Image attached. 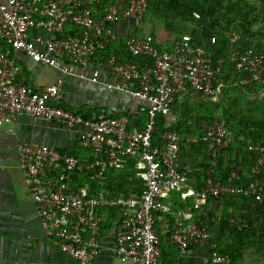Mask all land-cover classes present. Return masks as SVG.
Here are the masks:
<instances>
[{
	"label": "built area",
	"instance_id": "obj_1",
	"mask_svg": "<svg viewBox=\"0 0 264 264\" xmlns=\"http://www.w3.org/2000/svg\"><path fill=\"white\" fill-rule=\"evenodd\" d=\"M147 7L148 0H0V40L12 51L0 50V127L28 115L74 131L78 147L86 153L70 156L39 143L17 147L18 168L47 240L74 264H94L109 230L115 257L133 264H157L159 216H172L169 241L184 253L210 240L208 215L202 210L208 200L231 194L264 201V144L247 147L251 168L246 183L233 170L227 183L208 175L196 191L180 165L181 143L202 144L205 154L216 158L231 142L225 122L202 123L199 137L171 130L154 135L159 118H167L179 98L222 94L225 63L241 75V86L264 87V52L240 51L234 33L226 60L214 63L211 54L195 51L189 35L166 44L151 34L122 37L116 33L117 24H141ZM192 17L200 18L196 12ZM119 40L130 56L149 58L152 66L140 70L115 57L91 62L96 53ZM210 43L216 39L210 38ZM18 56L68 75H72L69 66L78 67L79 79L126 94L137 107L132 114L101 112L83 119L60 106L59 84H22ZM129 163L131 177L142 190L115 194L107 177L129 168ZM188 199L192 206L173 210L177 200L185 204ZM193 211H199L205 221H199ZM109 214L114 215L113 223L104 230ZM242 214L229 221L238 230L247 227L246 212ZM207 264H230V260L213 246Z\"/></svg>",
	"mask_w": 264,
	"mask_h": 264
},
{
	"label": "trees",
	"instance_id": "obj_2",
	"mask_svg": "<svg viewBox=\"0 0 264 264\" xmlns=\"http://www.w3.org/2000/svg\"><path fill=\"white\" fill-rule=\"evenodd\" d=\"M193 12L198 13L200 18L194 19ZM145 16L160 23L159 37L156 38L151 34L159 43L169 44L180 35H189L195 51L200 54H211L214 63L226 60L229 38L234 33L239 37L237 49L240 51L254 49L264 52L262 28L264 1L261 0H148ZM212 37L216 39L215 44L210 43ZM0 50H9L12 54L10 47L1 40ZM110 57L133 63L140 70H144L146 65L152 66L149 58L130 56L122 40L109 44L105 50L96 53L91 58V62L98 64ZM21 66L24 70L25 65L21 63ZM221 78L224 86L239 87L243 97L227 99L219 103L220 95L217 97L188 95L182 102L175 101L172 107L175 120L170 123L166 118H159L154 133L156 138L165 130L175 131L184 137H199L202 123L225 122L231 133V142L216 158L207 156L202 144L181 143L180 165L187 173L190 185L196 191L204 186L208 175L220 178L222 183H227L233 170L241 177L242 183H246L248 180L245 175L251 168L249 161L251 153L247 151V147L257 143L264 144V96L258 100L252 98L256 92L264 93V87L241 86V75L226 63L223 65ZM20 82L27 85L22 76ZM195 99L199 102L194 101ZM178 103L180 105L176 107ZM63 109L83 119H92L99 113L106 112L87 111L83 107ZM214 110H219L220 115L213 116ZM112 115L116 116V114ZM66 154L75 156L72 152ZM189 161L195 162L197 166L185 170L183 167ZM128 167L120 172H111L107 177L108 188L115 194L142 190L140 182L131 177V163ZM212 201L222 204L219 218L215 219V213L210 212L207 222L209 227L216 231L215 251L227 256L230 264H239L246 254L252 253L258 254L259 258L264 260V201L256 203L243 196L231 194ZM187 203L192 206L191 199H188ZM183 204L177 203L173 210L184 209ZM193 212L195 215L198 214L199 221H205L199 211ZM244 212H246L247 227L241 230L232 227L229 223L231 217L242 216ZM113 218V214L108 215L103 224L104 230L111 227Z\"/></svg>",
	"mask_w": 264,
	"mask_h": 264
},
{
	"label": "crops",
	"instance_id": "obj_3",
	"mask_svg": "<svg viewBox=\"0 0 264 264\" xmlns=\"http://www.w3.org/2000/svg\"><path fill=\"white\" fill-rule=\"evenodd\" d=\"M139 25L128 21L117 24L115 31L118 35L127 37L134 34L140 28ZM18 57L25 65L21 76L28 86L59 84L62 108L83 107L92 112L101 110L110 114H132L137 107L135 101L126 94L79 79L78 67L69 66L68 70L72 75H68ZM185 98H179L178 101L182 102ZM194 101L199 102L197 99ZM166 120L172 123L175 120L173 113ZM24 143L53 146L64 153L72 152L76 157H84L86 154L78 147L75 132L60 125H48L31 116L21 115L13 124L0 127V264H74L70 258L50 245L36 216V207L18 168L17 147ZM196 166L195 162L189 161L183 168L187 170ZM177 203L183 204L180 200ZM191 204L193 205V201ZM183 205L184 208L191 206L186 202ZM221 209L222 204L212 200H208L202 207L208 216L210 212L215 213V219L219 218ZM172 224L171 215H161L156 219V230L161 239V258L157 264H207L208 250L215 247L216 231L210 227L211 237L207 244L180 253L169 241ZM111 231H106L94 264H133L111 253ZM253 254H246L239 264H264L263 259L255 258Z\"/></svg>",
	"mask_w": 264,
	"mask_h": 264
},
{
	"label": "rangeland",
	"instance_id": "obj_4",
	"mask_svg": "<svg viewBox=\"0 0 264 264\" xmlns=\"http://www.w3.org/2000/svg\"><path fill=\"white\" fill-rule=\"evenodd\" d=\"M139 27L140 28L137 29L134 34L143 36V35H146L148 33V34H152L156 38L159 37V33L161 31V25H160V23L158 21L152 20L148 16H144L143 22H141ZM262 96H264V93L256 92L252 98L258 100V98L260 99ZM236 97L242 98L243 97V92L241 91V89L239 87L237 88L236 85H232V86L228 85V86L224 87V91L219 96V100L218 101H219V103L220 102L222 103V102H225L227 99L228 100L229 99H234ZM179 105L180 104L178 103L177 106L179 107ZM212 115L213 116L220 115L219 110L212 111ZM253 256H255V258L256 257L257 258L260 257L258 254H253ZM259 264H261V263H259Z\"/></svg>",
	"mask_w": 264,
	"mask_h": 264
}]
</instances>
